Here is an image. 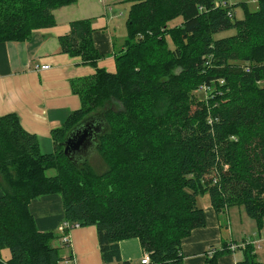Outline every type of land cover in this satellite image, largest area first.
<instances>
[{"label":"trees","instance_id":"1","mask_svg":"<svg viewBox=\"0 0 264 264\" xmlns=\"http://www.w3.org/2000/svg\"><path fill=\"white\" fill-rule=\"evenodd\" d=\"M222 0H133L129 38L116 72L97 67L89 18L71 21L61 52L96 67L74 80L82 105L52 130L54 151L15 113L0 115V264H57L58 235L37 228L30 202L60 193L66 220L95 225L104 262L121 261L119 243L139 238L152 264H184L182 240L206 223L198 196L214 208L244 207L264 220V0L236 19ZM227 1V0H225ZM77 0H0V42L25 41L56 24V9ZM228 2V1H227ZM230 12L232 15H230ZM181 17V22L169 23ZM235 29L233 35L216 38ZM169 41L173 43L170 47ZM203 90L205 96H199ZM104 111L109 130L75 167L62 142L84 117ZM56 169L48 175V169ZM11 257L3 260L1 251ZM238 264H264L245 245ZM71 258V257H70ZM124 264H130L125 262Z\"/></svg>","mask_w":264,"mask_h":264},{"label":"crops","instance_id":"2","mask_svg":"<svg viewBox=\"0 0 264 264\" xmlns=\"http://www.w3.org/2000/svg\"><path fill=\"white\" fill-rule=\"evenodd\" d=\"M108 10L106 7L105 14L93 23L92 37L96 49L103 55L97 67L112 72L116 54L125 43L118 44L112 32L106 30L110 26ZM62 16L59 15L55 25L35 30L25 41L0 42V115H18L22 126L38 135L42 152L54 151L52 130L62 126L69 114L82 105L79 94L72 89V82L96 72V67L83 63L80 56L61 52L60 36L69 32L71 21L79 19L75 18L78 15ZM43 64L50 67L36 68ZM5 187L0 178V196ZM202 196L198 204L204 209L206 223L182 240L184 264H238L247 243L254 244L256 252L258 247L263 248L264 220L260 228L244 207L234 206L218 212L209 194ZM29 208L39 230L58 235L54 244L61 248L64 260L57 264H66L70 257L74 264H110L102 258L95 225L63 232L61 225L66 216L60 193L37 197ZM250 233L254 236L248 235ZM65 235L68 242L64 241ZM119 246L121 261L118 264H141L146 250L139 238L123 239Z\"/></svg>","mask_w":264,"mask_h":264},{"label":"rangeland","instance_id":"3","mask_svg":"<svg viewBox=\"0 0 264 264\" xmlns=\"http://www.w3.org/2000/svg\"><path fill=\"white\" fill-rule=\"evenodd\" d=\"M230 5H234V15L236 19H243L245 16V5L249 11H254L259 6V0H227ZM133 0H77L76 4L65 5L58 9L56 12V22H58L59 15H63L62 18H69L73 15H78L75 18L85 19L89 18L94 23L102 15L105 14V8L109 10V21L110 26L106 30H110L115 37L118 44L125 43L129 38V27L128 19ZM111 10V11H110ZM78 20V19H76ZM181 22V17L177 18L169 23L170 26L177 25ZM235 29H229L226 31L219 32L215 35L216 38H223L235 34ZM170 47H173V43L169 41ZM123 49V48H122ZM121 49V50H122ZM116 62L114 63V70L116 72ZM109 71V70H108ZM199 96H205L203 90L198 91ZM97 172H102L106 169V165L100 156L95 153L90 159ZM56 169H48V175H55ZM203 198L202 194L198 196V200L201 201ZM248 235L254 236L250 233ZM257 259L264 261V245L263 248H257ZM3 260H8L11 257V251L9 248H4L1 251Z\"/></svg>","mask_w":264,"mask_h":264},{"label":"water","instance_id":"4","mask_svg":"<svg viewBox=\"0 0 264 264\" xmlns=\"http://www.w3.org/2000/svg\"><path fill=\"white\" fill-rule=\"evenodd\" d=\"M109 130L104 111L84 117L72 127L62 142L64 153L75 167L88 162L96 153L99 137Z\"/></svg>","mask_w":264,"mask_h":264},{"label":"built area","instance_id":"5","mask_svg":"<svg viewBox=\"0 0 264 264\" xmlns=\"http://www.w3.org/2000/svg\"><path fill=\"white\" fill-rule=\"evenodd\" d=\"M221 3L225 6L229 5V3L225 0H222ZM230 15H232L231 12H230ZM39 67L42 69H47L50 67V64H43L41 66H36V68H39ZM79 226H81V224L79 222H70V221L66 220L62 223L61 229L66 234V232L68 230L75 228V227H79ZM64 241L68 242V238L66 237V235H65ZM212 251L214 252L215 250L212 249ZM65 262H66V264H74V260L71 258L67 259ZM141 264H152L149 253L146 252L144 254V257L141 260Z\"/></svg>","mask_w":264,"mask_h":264}]
</instances>
